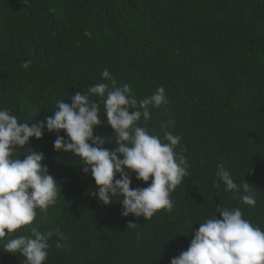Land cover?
<instances>
[{"label":"trees","instance_id":"obj_1","mask_svg":"<svg viewBox=\"0 0 264 264\" xmlns=\"http://www.w3.org/2000/svg\"><path fill=\"white\" fill-rule=\"evenodd\" d=\"M104 69L138 101L165 89L168 103L138 123L162 136L171 119L168 130L181 136L176 150L183 149L189 175L171 193L172 211L146 221L123 217L119 201L98 203L82 160L54 150L56 134L45 132L13 158L42 152L61 194L46 217L37 210L31 225L6 239L59 228L63 247L54 235L45 264H170L193 238L189 222L195 230L219 217L216 205L240 208L264 230V0H0V108L21 123L44 121L57 100L71 103L77 91L110 83ZM101 121L94 135L114 150L103 113ZM219 163L238 185L252 186L255 206L241 203L242 190L216 186ZM129 175L132 188L148 186ZM5 242L0 264H22L21 255L4 252Z\"/></svg>","mask_w":264,"mask_h":264},{"label":"clouds","instance_id":"obj_2","mask_svg":"<svg viewBox=\"0 0 264 264\" xmlns=\"http://www.w3.org/2000/svg\"><path fill=\"white\" fill-rule=\"evenodd\" d=\"M31 64L27 60L22 67L27 70ZM101 77L110 83L94 84L83 93L77 91L70 95L71 103L57 100L54 114L31 126L0 108V240L6 241L4 252L24 258L22 264H45L51 238L58 237L57 248L63 247L60 241L65 239L59 228L42 232L38 227L30 229L31 235L18 234L6 239L23 226L31 225L37 210L46 217L48 208L57 203L61 194V186L43 163L42 152L31 150L23 155V160L21 156L13 158L14 153L25 149L30 138L41 139L45 132L56 134L54 150L78 156L82 172L93 178L95 187L89 195L105 206L121 202L123 217L131 214L147 221L159 210L171 212V193L189 175L183 149L176 150L181 136L168 130L174 121L162 123V136L138 123L142 118L150 119L151 109L168 103L164 87L138 101L130 96L127 84L117 86L108 69L102 71ZM92 96L97 99H90ZM101 113L115 134L116 148L111 151L104 147L109 138L94 135V129L102 123ZM61 131L63 136L59 135ZM216 168L217 187L222 183L226 192L242 190L241 203L256 205L251 185L244 180L238 185L224 163ZM129 171L148 186L132 188ZM117 174L119 179L115 178ZM215 211L219 217L212 214L199 223L198 229L194 230L189 222L193 238L187 250L173 257L170 264H264V230L245 219L240 208L221 204L216 205ZM135 226L136 223L128 225Z\"/></svg>","mask_w":264,"mask_h":264}]
</instances>
